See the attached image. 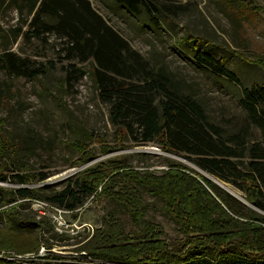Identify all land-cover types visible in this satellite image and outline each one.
Instances as JSON below:
<instances>
[{
	"label": "rangeland",
	"instance_id": "1",
	"mask_svg": "<svg viewBox=\"0 0 264 264\" xmlns=\"http://www.w3.org/2000/svg\"><path fill=\"white\" fill-rule=\"evenodd\" d=\"M153 2L159 11L156 22L143 5L134 15L112 0L94 4L136 52L169 78L173 91L196 99L209 120L230 134L251 129L249 144L264 147V136L241 106L243 88L264 85V0ZM40 3L0 0V56L9 51L28 59L33 68L44 67L37 78L9 76L0 61V122L6 143L0 187L8 192L43 186L60 191L69 183L75 186L79 175L98 165L108 172L127 167L121 174L162 176L169 170V160L214 177L182 156L165 152L158 141L136 144L114 127L109 106L99 99L90 76L91 64L66 59L65 39L55 34L25 38ZM191 37L207 43L198 45ZM199 54L222 60L239 84L204 66ZM71 65L86 74L69 75ZM41 174L48 176L44 183H39ZM16 177L29 184L19 185ZM220 181L245 201L244 192ZM117 184L139 192L146 210L143 219H135L129 204L101 195V188L74 212L42 206L44 201L36 199L5 205L0 209V264H120L95 259L90 253L95 247L112 252L119 247L136 255L148 244L155 247L154 239L164 242L174 255H185L190 239L164 199L123 176ZM15 209L18 219L44 221V228L37 235L10 231L6 214ZM212 216L218 220L215 212ZM151 231L157 237H150ZM221 264L248 263L226 259Z\"/></svg>",
	"mask_w": 264,
	"mask_h": 264
},
{
	"label": "trees",
	"instance_id": "2",
	"mask_svg": "<svg viewBox=\"0 0 264 264\" xmlns=\"http://www.w3.org/2000/svg\"><path fill=\"white\" fill-rule=\"evenodd\" d=\"M112 1L134 15L141 13L143 5L157 21L159 11L153 0ZM48 19L53 23L46 21ZM44 34L65 39L66 59L91 64L90 76L99 99L109 106V121L123 130L127 138L143 145L158 141L165 152L182 156L201 171L244 192L245 200L256 210L201 172L172 160L168 161L169 170L162 176L134 171L121 174L127 167L108 172L103 165H98L79 175L75 186L69 183L60 191L43 186L8 192L0 187V209L20 199H36L74 212L101 188V195L129 204L135 219H143L144 200L135 188L117 184L123 176L164 199L189 237L190 249L185 255H174L164 242L154 239L156 246L148 244L144 250L137 249L140 254L123 253L119 247H114V252L95 247L90 256L120 264H221L226 259L264 264V147L249 144L251 129L244 127L230 134L212 123L203 106L193 97L173 91L169 78L136 52L89 0H42L24 36L31 39ZM189 39L198 45L207 43L201 38ZM197 59L239 84L222 60L209 54H199ZM0 61L9 76L37 78L44 73L43 66L33 68L28 59L13 52L5 51ZM70 67L73 71L69 75L86 74L75 65ZM242 93V108L264 136V108L261 107L264 85L243 88ZM3 126L0 122V167L6 151L1 133ZM47 179V174H41L39 183ZM15 182L29 184L24 177H16ZM117 187L120 189L116 190ZM8 197H11L9 201ZM16 210L6 214L10 231L21 236L37 235L44 228V221L18 219ZM214 212L218 220L212 216ZM150 234L157 237L153 231Z\"/></svg>",
	"mask_w": 264,
	"mask_h": 264
},
{
	"label": "water",
	"instance_id": "3",
	"mask_svg": "<svg viewBox=\"0 0 264 264\" xmlns=\"http://www.w3.org/2000/svg\"><path fill=\"white\" fill-rule=\"evenodd\" d=\"M204 176H206L208 179H210L211 181H213L214 183H216L218 186H220L222 189H224L226 192H228L229 194H231L233 197H235L236 199H238L239 201H241L243 204L251 207L252 209L256 210V208H254L253 206H251L246 200H241L239 197L235 196L231 191H229L227 188H226V185L221 182L220 180H218L217 178H214V177H210V176H207L205 174H203Z\"/></svg>",
	"mask_w": 264,
	"mask_h": 264
},
{
	"label": "built area",
	"instance_id": "4",
	"mask_svg": "<svg viewBox=\"0 0 264 264\" xmlns=\"http://www.w3.org/2000/svg\"><path fill=\"white\" fill-rule=\"evenodd\" d=\"M42 204V206H47V207H49V206H52V205H50V204H48V203H46V202H43V203H41ZM52 207H54V206H52ZM60 225H62V223H59Z\"/></svg>",
	"mask_w": 264,
	"mask_h": 264
},
{
	"label": "crops",
	"instance_id": "5",
	"mask_svg": "<svg viewBox=\"0 0 264 264\" xmlns=\"http://www.w3.org/2000/svg\"><path fill=\"white\" fill-rule=\"evenodd\" d=\"M39 1H42V0H39ZM92 4H93V6H94V8H95V2L97 3V2H99V1H101V0H89Z\"/></svg>",
	"mask_w": 264,
	"mask_h": 264
},
{
	"label": "bare ground",
	"instance_id": "6",
	"mask_svg": "<svg viewBox=\"0 0 264 264\" xmlns=\"http://www.w3.org/2000/svg\"><path fill=\"white\" fill-rule=\"evenodd\" d=\"M226 188L229 190V191H231L227 186H226ZM235 195V194H234ZM236 196V195H235Z\"/></svg>",
	"mask_w": 264,
	"mask_h": 264
}]
</instances>
